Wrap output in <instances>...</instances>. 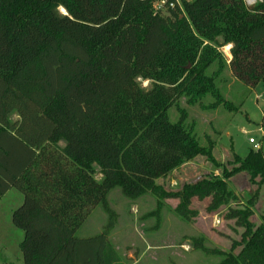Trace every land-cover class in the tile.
I'll return each mask as SVG.
<instances>
[{"label": "trees", "instance_id": "trees-1", "mask_svg": "<svg viewBox=\"0 0 264 264\" xmlns=\"http://www.w3.org/2000/svg\"><path fill=\"white\" fill-rule=\"evenodd\" d=\"M157 1L0 0V197L11 188L24 196L12 214L24 264H124L109 236L116 212L107 195L116 187L132 199H178L186 221L194 198H209L208 212L227 206L241 240L228 250L205 237L190 245L217 264H264V213L251 219L264 154L218 161L222 124L201 136L179 103L232 116L245 95L226 97L228 73L250 91L264 83V0H172L166 15ZM199 156L222 173L175 191L158 183ZM241 173L257 189L239 197L231 179ZM99 205L109 224L79 237Z\"/></svg>", "mask_w": 264, "mask_h": 264}, {"label": "rangeland", "instance_id": "rangeland-1", "mask_svg": "<svg viewBox=\"0 0 264 264\" xmlns=\"http://www.w3.org/2000/svg\"><path fill=\"white\" fill-rule=\"evenodd\" d=\"M175 2L180 3L179 0ZM247 2L254 3L252 0ZM157 3L158 1L154 4L156 10ZM167 9L168 7H163L158 11L166 15ZM226 46L221 50L230 60L232 56L230 50L228 55ZM228 76L230 81L225 87L226 97L240 99L245 95L240 110L232 116L220 109L206 111L200 105H189L184 99L179 102L187 111L188 120L196 123L201 136L207 132L213 134L214 127L222 124L214 155L223 163L232 159L233 151L245 156L252 149H260L264 154V83H260L250 91L240 82H234L229 73ZM149 84L148 80L142 81L143 87ZM169 117L171 121L178 119V112L174 107L170 109ZM18 118L16 114L12 117L13 120ZM250 139L253 141L250 142ZM208 173L220 175L222 170L217 169L205 157L199 156L173 170L167 177L159 179L158 183L167 191H175L185 183L195 182ZM100 178L101 175L98 174L97 179ZM231 185L239 197L257 189L246 173L234 176ZM23 199V194L15 188H11L0 197V264H24L20 249L24 232L12 222V214L23 203ZM107 200L109 206L116 212L113 226L109 229L110 238L136 249L146 243L154 244V256L161 263L168 264L173 257L178 264H217L218 257H211L193 249L190 245L193 237H205L211 247L228 250L233 241L241 240L244 231L243 228L235 225L234 220H227L224 217L228 210L227 206L223 205L217 211L208 212L209 198L203 201L196 198L192 200L190 209L196 214L189 221L178 214V199H162L152 192L132 199L126 196L120 187H116L108 193ZM231 206L236 207V204L232 203ZM263 213L264 187L259 190L252 221L256 224L260 223ZM109 222L110 214L99 205L78 230L77 235L82 238L97 235L103 232Z\"/></svg>", "mask_w": 264, "mask_h": 264}, {"label": "crops", "instance_id": "crops-1", "mask_svg": "<svg viewBox=\"0 0 264 264\" xmlns=\"http://www.w3.org/2000/svg\"><path fill=\"white\" fill-rule=\"evenodd\" d=\"M114 245L124 264H167L161 263L154 256V244L146 243L137 249L117 242ZM168 264H178V261L171 257Z\"/></svg>", "mask_w": 264, "mask_h": 264}, {"label": "built area", "instance_id": "built-area-1", "mask_svg": "<svg viewBox=\"0 0 264 264\" xmlns=\"http://www.w3.org/2000/svg\"><path fill=\"white\" fill-rule=\"evenodd\" d=\"M255 2V0H252ZM174 7L175 6V2L172 0H159L157 3V10H161L163 7ZM253 140L250 139V142H252Z\"/></svg>", "mask_w": 264, "mask_h": 264}, {"label": "bare ground", "instance_id": "bare-ground-1", "mask_svg": "<svg viewBox=\"0 0 264 264\" xmlns=\"http://www.w3.org/2000/svg\"><path fill=\"white\" fill-rule=\"evenodd\" d=\"M61 11L65 12V10L63 8H61ZM230 47H231V45H227L225 48V50L228 51V55H230V53H229Z\"/></svg>", "mask_w": 264, "mask_h": 264}]
</instances>
